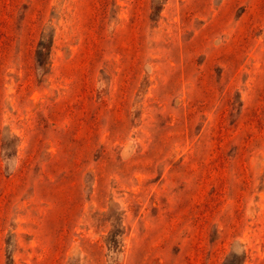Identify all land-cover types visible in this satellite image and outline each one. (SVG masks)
Segmentation results:
<instances>
[{
	"label": "rangeland",
	"instance_id": "obj_1",
	"mask_svg": "<svg viewBox=\"0 0 264 264\" xmlns=\"http://www.w3.org/2000/svg\"><path fill=\"white\" fill-rule=\"evenodd\" d=\"M0 264H264V0H0Z\"/></svg>",
	"mask_w": 264,
	"mask_h": 264
}]
</instances>
